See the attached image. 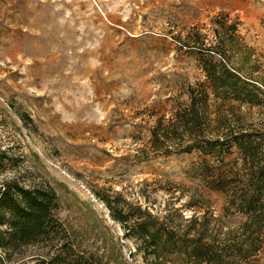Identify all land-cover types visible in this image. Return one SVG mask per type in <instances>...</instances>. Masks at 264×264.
I'll use <instances>...</instances> for the list:
<instances>
[{"label":"rangeland","instance_id":"rangeland-1","mask_svg":"<svg viewBox=\"0 0 264 264\" xmlns=\"http://www.w3.org/2000/svg\"><path fill=\"white\" fill-rule=\"evenodd\" d=\"M200 54L222 58L259 100H213L212 118L264 132V0H0V186L52 188L70 239L102 264H146L107 206L178 235L193 232L192 217L237 234L242 219L224 213L198 154L151 144L205 80ZM236 157L232 148L222 169ZM41 252L7 264H39ZM248 262L264 264V249Z\"/></svg>","mask_w":264,"mask_h":264},{"label":"trees","instance_id":"trees-1","mask_svg":"<svg viewBox=\"0 0 264 264\" xmlns=\"http://www.w3.org/2000/svg\"><path fill=\"white\" fill-rule=\"evenodd\" d=\"M217 33L215 30L213 37ZM232 38L231 35V42ZM205 42L207 38L202 36ZM207 45L204 50L212 51L214 45ZM223 61L212 55L200 56L205 80L187 87L188 104L171 120L159 122L152 129L151 144L155 151L168 155L170 150L163 144L174 139L178 142L176 153H197V168L202 173L210 171L203 180L211 190L225 195L224 213L237 215L242 221L237 234L229 230L220 234L222 228L209 229L211 226L204 224L205 217H192L188 222L195 223L193 232L178 235L150 214L129 221L127 215L107 206L111 218L136 243L146 264H177L176 258L168 255L178 256L185 264H238L234 261L237 258L248 264L264 249V132L229 130L226 121H215L218 118H212L209 111L213 100L258 105V95ZM20 120L25 123L27 117L21 116ZM232 148L238 157L228 163L232 167L227 172L222 165ZM58 210V197L50 187H25L15 181L1 185L0 264L34 247L42 249L40 255L31 258L39 264H102L99 256L78 250L58 219ZM233 234L234 238H230Z\"/></svg>","mask_w":264,"mask_h":264}]
</instances>
